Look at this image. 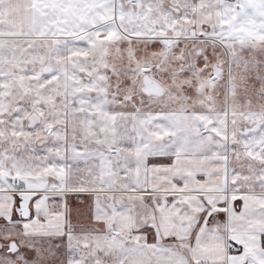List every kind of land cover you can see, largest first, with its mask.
<instances>
[{
	"label": "snow or ice",
	"instance_id": "6c2138e0",
	"mask_svg": "<svg viewBox=\"0 0 264 264\" xmlns=\"http://www.w3.org/2000/svg\"><path fill=\"white\" fill-rule=\"evenodd\" d=\"M0 264H264V0H0Z\"/></svg>",
	"mask_w": 264,
	"mask_h": 264
}]
</instances>
